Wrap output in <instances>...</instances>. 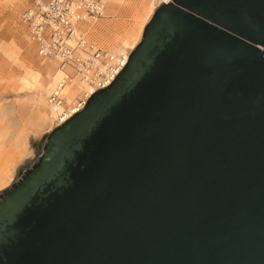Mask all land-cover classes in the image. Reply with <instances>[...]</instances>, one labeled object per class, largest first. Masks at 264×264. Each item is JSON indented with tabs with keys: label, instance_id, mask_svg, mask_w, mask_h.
<instances>
[{
	"label": "water",
	"instance_id": "water-1",
	"mask_svg": "<svg viewBox=\"0 0 264 264\" xmlns=\"http://www.w3.org/2000/svg\"><path fill=\"white\" fill-rule=\"evenodd\" d=\"M173 1L0 193V264H264V0Z\"/></svg>",
	"mask_w": 264,
	"mask_h": 264
},
{
	"label": "rangeland",
	"instance_id": "rangeland-1",
	"mask_svg": "<svg viewBox=\"0 0 264 264\" xmlns=\"http://www.w3.org/2000/svg\"><path fill=\"white\" fill-rule=\"evenodd\" d=\"M30 2L0 0V162L15 156L13 151L22 153L25 148L10 180L0 185V193L30 166L47 135L61 123L57 117L49 120L51 123L36 120L39 100L48 104L46 95L54 84L57 62L40 57L25 34L20 13ZM162 2L165 0H110L105 15L91 28L93 38L101 46L131 52L141 40L145 24ZM138 25L141 26L139 33L135 30ZM125 34L131 37L126 41L127 47L121 48ZM136 34V43L130 48V39Z\"/></svg>",
	"mask_w": 264,
	"mask_h": 264
},
{
	"label": "built area",
	"instance_id": "built-area-1",
	"mask_svg": "<svg viewBox=\"0 0 264 264\" xmlns=\"http://www.w3.org/2000/svg\"><path fill=\"white\" fill-rule=\"evenodd\" d=\"M110 0H31L20 22L36 53L57 62L60 73L46 95L65 121L84 106L92 92L111 84L130 51L99 45L92 36L94 22L105 15ZM65 86H74L68 101Z\"/></svg>",
	"mask_w": 264,
	"mask_h": 264
},
{
	"label": "bare ground",
	"instance_id": "bare-ground-1",
	"mask_svg": "<svg viewBox=\"0 0 264 264\" xmlns=\"http://www.w3.org/2000/svg\"><path fill=\"white\" fill-rule=\"evenodd\" d=\"M167 1H169V0H165V2H167ZM110 7L113 8L112 5ZM135 30H137L138 33H139V31H141V26L140 25H138L137 27L135 26ZM130 37H131L130 34H125L123 40H121L122 37H120V36L118 37L119 38L118 41L121 40V43H120L122 45L121 48L122 47L123 48L127 47L126 46L127 45L126 41H129ZM136 40H137V34L134 35V38L130 39V43H129L130 48H132L135 45ZM118 50H127V49H118ZM59 73H60L59 69L56 68L55 76H54L53 81H55L57 79ZM47 76L49 77L48 74H47ZM65 89H66V92L69 94V96L67 97V100L70 101L71 100V96L73 94H75V92H76V88L74 86H65ZM46 100H47V98H46ZM56 117H57V112L55 111V109L49 103L47 104V103H44L42 100H39L38 107H37V118L38 119H36V120H47L49 123H51L50 121L52 119L55 120ZM60 121L62 122V120H60ZM23 141H26V140H23ZM23 150H25V148ZM23 150H22V153H20L19 150H18V152L13 151L15 156L12 155V157H10V158L8 157L6 160L3 159V160H5L3 163L0 162V185H3V184L7 183L10 180L11 173H12V170L14 168V165L16 164L17 159H19L20 155L23 156V154H25V153H23L24 152ZM26 153H27V151H26Z\"/></svg>",
	"mask_w": 264,
	"mask_h": 264
},
{
	"label": "flooded vegetation",
	"instance_id": "flooded-vegetation-1",
	"mask_svg": "<svg viewBox=\"0 0 264 264\" xmlns=\"http://www.w3.org/2000/svg\"><path fill=\"white\" fill-rule=\"evenodd\" d=\"M171 2H174L173 0H170ZM168 2V1H167Z\"/></svg>",
	"mask_w": 264,
	"mask_h": 264
}]
</instances>
